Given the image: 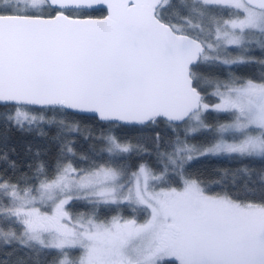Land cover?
<instances>
[{"label":"snow or ice","instance_id":"6c2138e0","mask_svg":"<svg viewBox=\"0 0 264 264\" xmlns=\"http://www.w3.org/2000/svg\"><path fill=\"white\" fill-rule=\"evenodd\" d=\"M0 109V264H264V0H0ZM160 124L151 149L115 132ZM13 128L55 164L29 144L21 172Z\"/></svg>","mask_w":264,"mask_h":264},{"label":"trees","instance_id":"16d2710c","mask_svg":"<svg viewBox=\"0 0 264 264\" xmlns=\"http://www.w3.org/2000/svg\"><path fill=\"white\" fill-rule=\"evenodd\" d=\"M99 15V13H97ZM257 55L259 53L257 52ZM201 72L205 73H211L212 75L219 76L221 79L226 78L227 72L221 71L216 68H204L201 67L199 69ZM235 72L237 75L242 77H256L259 76V71L256 66H249V67H240L238 69H235ZM214 99L210 100L209 102H212ZM2 111V109H0ZM229 117L226 114L220 113L217 114L215 112H209L206 116V122L215 126L217 123H220L222 121L228 120ZM86 125H94V122L85 120L82 122V127ZM48 132L49 138L55 134V129H46ZM97 129V134H98ZM6 132V129L2 124H0V136L4 135ZM116 135L120 137H127L130 139L133 143L140 142L144 144L149 149L153 146V138L156 136L157 132L160 133L163 142H167L170 139H173V133L170 129L166 128L165 125L160 124L158 126L149 127L141 129L139 127H123L120 129L115 130ZM7 135L10 137L9 144L16 149V153L12 155V159H16L18 162L21 163V172H24L27 170V163L29 162L28 157L26 156V147L29 144L33 145V150H35L36 145H45L48 148L47 154L45 156V159L48 161L50 165L55 164L56 160V154H57V147L54 145H50L47 143V140H45L43 137L37 136L35 133H26L16 130L15 128L11 129L10 131H7ZM181 137L183 138V130H181ZM211 139L210 134L206 133H195L191 134L188 137V142L191 144H202L206 143ZM76 140H77V152H87L90 148L93 147V141L92 140H85L84 136L81 134H76ZM101 145L96 144L95 148L98 151ZM145 159H149L148 157H145ZM131 163L135 164L138 162L137 157L134 155L131 158ZM3 165H0V172L3 171ZM238 167H241V164L238 161L234 160H228L226 158H216V157H202L198 160H195L191 163V166L189 167V172H191L193 175H199L201 179L205 181H209L212 179H216L218 170L222 169H236ZM254 168H260L261 165L257 162L252 165ZM21 173H16V175H20ZM9 175H12L11 171H9ZM215 191H219V189H215ZM83 210L80 207H77L74 209V211H81ZM114 213L108 212L103 213V215H112ZM129 210H124V215H129ZM143 219V217H141ZM53 257L49 256L48 260L50 261Z\"/></svg>","mask_w":264,"mask_h":264},{"label":"rangeland","instance_id":"374dc122","mask_svg":"<svg viewBox=\"0 0 264 264\" xmlns=\"http://www.w3.org/2000/svg\"><path fill=\"white\" fill-rule=\"evenodd\" d=\"M216 101H215V99L212 101V102H210V103H215ZM228 120H225V121H222V122H220V123H224V122H227ZM183 130V129H182Z\"/></svg>","mask_w":264,"mask_h":264}]
</instances>
